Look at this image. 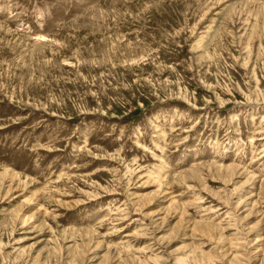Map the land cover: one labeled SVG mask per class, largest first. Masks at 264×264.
Listing matches in <instances>:
<instances>
[{
  "label": "rangeland",
  "instance_id": "1",
  "mask_svg": "<svg viewBox=\"0 0 264 264\" xmlns=\"http://www.w3.org/2000/svg\"><path fill=\"white\" fill-rule=\"evenodd\" d=\"M0 264H264V0H0Z\"/></svg>",
  "mask_w": 264,
  "mask_h": 264
}]
</instances>
